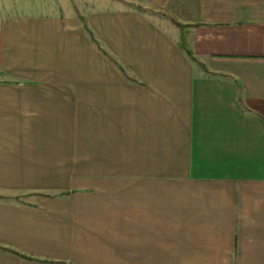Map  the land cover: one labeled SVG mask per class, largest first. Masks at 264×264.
<instances>
[{
  "label": "crops",
  "instance_id": "obj_1",
  "mask_svg": "<svg viewBox=\"0 0 264 264\" xmlns=\"http://www.w3.org/2000/svg\"><path fill=\"white\" fill-rule=\"evenodd\" d=\"M75 7L0 16V264H264V0Z\"/></svg>",
  "mask_w": 264,
  "mask_h": 264
},
{
  "label": "rangeland",
  "instance_id": "obj_2",
  "mask_svg": "<svg viewBox=\"0 0 264 264\" xmlns=\"http://www.w3.org/2000/svg\"><path fill=\"white\" fill-rule=\"evenodd\" d=\"M75 3L76 0H0V16L8 13V12H19V11H35V10H41L40 8H44V6H46V8L50 11H53L51 9V7H57V6H73L75 7ZM44 5V6H43ZM46 9V10H47ZM54 10L56 8H53ZM47 10V11H48ZM11 129H0V135L3 134H8V132ZM22 131H24L22 129ZM27 193V192H26ZM25 192L23 191H15V190H11V189H4V188H0V200L5 201V200H12L14 202L18 201V197L21 200V196L22 200L25 201V199H27V197H25V195H27ZM46 193H53V194H58V193H54L53 191H49ZM10 196V197H7ZM2 250V249H1Z\"/></svg>",
  "mask_w": 264,
  "mask_h": 264
},
{
  "label": "trees",
  "instance_id": "obj_3",
  "mask_svg": "<svg viewBox=\"0 0 264 264\" xmlns=\"http://www.w3.org/2000/svg\"><path fill=\"white\" fill-rule=\"evenodd\" d=\"M82 18V22H83V27L86 31V33L88 34V37L89 39L105 54L107 55L110 59H112L116 65H118V67L120 68V70H122L124 73H126V68L120 64L119 62H117L113 56L106 50V48H104L99 39L96 37L94 31L91 29V27L88 25L87 23V20L84 18V17H81ZM179 46L180 48L186 53V55L191 58L192 60L194 61H198V58L194 55V53L192 52V50L190 49V47H188L187 43H186V40H185V37H184V34L182 33L181 34V37H180V41H179ZM0 249L2 250H9L17 255H19L20 257H24L26 259H35V260H40V261H45V262H48L49 260L47 259H41V258H37V257H34V256H30V255H26L18 250H16L15 248H5L3 247L2 245H0ZM71 264V263H70Z\"/></svg>",
  "mask_w": 264,
  "mask_h": 264
}]
</instances>
